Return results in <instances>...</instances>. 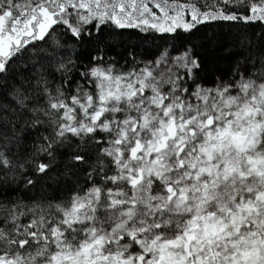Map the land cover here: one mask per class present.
<instances>
[{"label": "snow or ice", "instance_id": "1", "mask_svg": "<svg viewBox=\"0 0 264 264\" xmlns=\"http://www.w3.org/2000/svg\"><path fill=\"white\" fill-rule=\"evenodd\" d=\"M215 20L264 23V0H0V264H264V55L211 86L188 50L104 55L110 26Z\"/></svg>", "mask_w": 264, "mask_h": 264}, {"label": "trees", "instance_id": "2", "mask_svg": "<svg viewBox=\"0 0 264 264\" xmlns=\"http://www.w3.org/2000/svg\"><path fill=\"white\" fill-rule=\"evenodd\" d=\"M210 1L216 2V0ZM150 7L153 6L150 4ZM232 11L238 10L232 8ZM244 14L247 15V12ZM104 35L111 42V50L106 51L104 55L113 59L121 71L154 61L165 51L174 55L188 50L199 58L201 64L198 73L199 81L209 86L214 83L216 77L227 78L233 64L238 60H243L249 53L264 55V38H262L264 23L261 22L215 20L200 24L189 32L178 29L175 34H160L154 31L149 34L138 29H114L110 26L105 30ZM161 36L164 38L161 39ZM53 38L61 43L68 40L69 47L71 45V38L63 35L62 30H58ZM35 43L52 51L51 40L48 44L40 41ZM101 47H105V45H101ZM60 54L64 55V51L61 50ZM83 62L87 64V60ZM77 175L80 176V180L76 186L86 187L87 183L83 179V174L78 173ZM72 180L75 181L76 176H73ZM73 190L71 182L62 183L55 190L49 189L48 194L56 195L58 198L67 197ZM32 195L39 196L41 193L37 189L33 191Z\"/></svg>", "mask_w": 264, "mask_h": 264}, {"label": "rangeland", "instance_id": "3", "mask_svg": "<svg viewBox=\"0 0 264 264\" xmlns=\"http://www.w3.org/2000/svg\"><path fill=\"white\" fill-rule=\"evenodd\" d=\"M203 2H206V3H213L211 2L210 0H203ZM150 6V5H149ZM153 11H157L156 9H154ZM185 51H182L180 53H177V54H174V55H171V53H169L168 51H165L163 52L156 60L154 61H149L147 63H145L144 65L140 66V67H144L145 65H152L154 63H157L159 62L163 57H167L168 61L171 63V61L173 60V58L175 57H178L180 56L182 53H184ZM128 71V70H127ZM127 71H124V72H127Z\"/></svg>", "mask_w": 264, "mask_h": 264}]
</instances>
